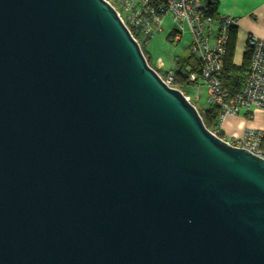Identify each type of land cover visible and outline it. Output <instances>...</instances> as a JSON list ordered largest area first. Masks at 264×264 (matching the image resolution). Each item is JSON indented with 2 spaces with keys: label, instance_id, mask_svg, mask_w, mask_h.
Here are the masks:
<instances>
[{
  "label": "water",
  "instance_id": "water-1",
  "mask_svg": "<svg viewBox=\"0 0 264 264\" xmlns=\"http://www.w3.org/2000/svg\"><path fill=\"white\" fill-rule=\"evenodd\" d=\"M0 264H264V159L106 0H0Z\"/></svg>",
  "mask_w": 264,
  "mask_h": 264
},
{
  "label": "built area",
  "instance_id": "built-area-1",
  "mask_svg": "<svg viewBox=\"0 0 264 264\" xmlns=\"http://www.w3.org/2000/svg\"><path fill=\"white\" fill-rule=\"evenodd\" d=\"M106 1L115 9L142 50V45L161 32L168 15L176 24L170 33L172 42L180 43L187 30L191 38L189 52L199 64V73H190L189 80L197 81L198 98L205 89L207 101L218 108L217 125L210 132L229 145L264 159L261 149L264 128H247L228 138L220 137L228 119L240 116L251 119L255 112L264 114V41L253 35L247 38L245 52L250 55L249 66L241 87L236 91L230 90L223 85L222 73L230 35L237 26L235 19L212 13L208 5L200 4L198 0ZM160 77L167 86L174 88L172 71ZM242 111H245L243 115Z\"/></svg>",
  "mask_w": 264,
  "mask_h": 264
},
{
  "label": "trees",
  "instance_id": "trees-1",
  "mask_svg": "<svg viewBox=\"0 0 264 264\" xmlns=\"http://www.w3.org/2000/svg\"><path fill=\"white\" fill-rule=\"evenodd\" d=\"M210 11L212 13H216L217 4L214 1H210V5H208ZM168 40L172 42L171 36H168ZM237 40V29L234 28L230 39L228 42L227 53L224 63V70L222 73V82L223 85L230 90H238L241 87L242 80L247 72L249 66V53L246 51L243 54V60L240 65H236L234 63V53L236 47ZM150 67L155 69L151 64L150 56L147 52L142 50ZM189 68V70L187 69ZM156 70V69H155ZM158 73L159 71L156 70ZM168 71H166L163 76ZM174 75V88L181 91L185 96H187V92L185 89L193 90L197 87V81H190L189 74H198L199 73V64L195 60V58L191 54H186L180 57H177L176 67L172 70ZM160 74V73H159ZM161 75V74H160ZM162 76V75H161ZM162 76V77H163ZM188 91V90H187ZM196 109L198 110L202 120L204 122L205 127L213 131L217 125V116H218V108L216 105L210 104L208 102V106L201 105L199 102L194 101L191 102ZM220 137L225 138L224 132L220 133ZM261 149L264 151V138L261 144Z\"/></svg>",
  "mask_w": 264,
  "mask_h": 264
},
{
  "label": "rangeland",
  "instance_id": "rangeland-1",
  "mask_svg": "<svg viewBox=\"0 0 264 264\" xmlns=\"http://www.w3.org/2000/svg\"><path fill=\"white\" fill-rule=\"evenodd\" d=\"M175 27L176 24L173 21V18L169 15L166 16L163 21L161 32L156 34L149 43L142 45L143 50L149 53L152 57L151 64L153 65V67H155L153 62L156 65H159V73L162 76L166 71H172L176 67V64L174 63L175 56L190 54L188 43L190 42L191 38L187 30L184 32L183 39L180 43L177 44L168 40V35L173 31ZM245 49L246 46L244 37L237 36L235 53L233 57L234 63L236 65H240L242 63ZM196 88L193 90L185 89V91L187 92L186 94L190 99L189 101H197L205 107L208 106L206 90L204 89L202 95L198 98V90ZM244 113L245 111H242V115ZM224 124L227 125L228 123ZM231 126L234 130H243L253 127L264 128V114L263 112H255L253 114V118L251 119L241 116L239 122L237 121Z\"/></svg>",
  "mask_w": 264,
  "mask_h": 264
},
{
  "label": "crops",
  "instance_id": "crops-1",
  "mask_svg": "<svg viewBox=\"0 0 264 264\" xmlns=\"http://www.w3.org/2000/svg\"><path fill=\"white\" fill-rule=\"evenodd\" d=\"M210 1L216 2V13L218 15L231 17L236 20L237 36L244 37L245 45L247 38L251 35L264 41V0H198L200 4L206 5H210ZM177 57L180 56H175V64ZM150 59H152L151 56ZM153 64L154 68L159 71V65L154 62ZM240 117L228 119L226 122L228 124L223 126V132L227 138L236 132L242 131V129L234 130L231 126L233 123L239 122ZM256 128L263 129L261 127Z\"/></svg>",
  "mask_w": 264,
  "mask_h": 264
}]
</instances>
